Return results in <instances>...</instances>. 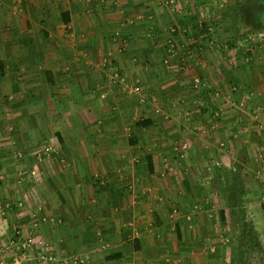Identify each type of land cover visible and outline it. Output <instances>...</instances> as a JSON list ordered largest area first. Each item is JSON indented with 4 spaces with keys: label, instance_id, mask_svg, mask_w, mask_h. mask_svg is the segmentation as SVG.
<instances>
[{
    "label": "crops",
    "instance_id": "crops-1",
    "mask_svg": "<svg viewBox=\"0 0 264 264\" xmlns=\"http://www.w3.org/2000/svg\"><path fill=\"white\" fill-rule=\"evenodd\" d=\"M169 1L0 0V264L39 208L61 224L34 231L85 264H225L203 246L226 206L252 207L264 233L262 74L226 69L233 51L220 48L217 75L248 111L212 117L188 84L215 78L195 56L205 24ZM220 165L231 171L218 185Z\"/></svg>",
    "mask_w": 264,
    "mask_h": 264
},
{
    "label": "rangeland",
    "instance_id": "rangeland-1",
    "mask_svg": "<svg viewBox=\"0 0 264 264\" xmlns=\"http://www.w3.org/2000/svg\"><path fill=\"white\" fill-rule=\"evenodd\" d=\"M240 1L243 2L244 0H185L179 2L174 0L164 4L166 7H169L167 10L172 9V11L175 10L174 8H181L182 11L188 10V12L193 9L196 13L199 12L198 15L201 16L202 23L205 24V27L201 25L205 31L203 34H200L202 36V43L200 45L202 50L200 49V51L203 55H200V51H196L197 55L195 56L200 69H208L213 73V77L215 76V78L211 81L207 78L208 76L205 77L206 79L198 75L191 76L188 79V84L191 87V91L202 92L201 101H203L202 98L204 97V102L207 105V109H209V114L215 119H223L228 114L234 115L237 111H248V102L242 97L243 94L240 88L235 84L232 85V82L231 84L230 82L225 83L221 76L217 75L215 69L219 68V63H217L214 56L217 58L220 55V48L221 50L226 49L228 52L233 51V56L230 54L229 61L226 62V69H230L231 71L234 70L233 67L236 66L235 63L240 64L241 62L243 64L244 62L245 64H251L258 67V72H261L264 81V26L259 27L255 25L259 24V22L261 23L264 19V12L260 8L251 6L249 9H245L243 13L240 11V8L237 7ZM176 5L179 7H176ZM204 15H206V17ZM198 24L199 22L196 23L197 28ZM177 27L178 26L174 24L167 27L168 32L170 28L176 29L174 35L175 44L177 38L176 34L177 36L180 34L177 33ZM185 31L182 29V34L185 35L187 33V31ZM169 37L170 35L168 33V38ZM206 47L211 51L213 58L209 55V59L206 56L203 57L206 53L203 52ZM177 53V45H175L174 54L171 56L167 54V56L173 58ZM182 57L186 61L187 56L184 54ZM183 67H185V65H183ZM208 70H206V72ZM262 86H264V82H262ZM248 92L251 96L253 93L255 94L252 90ZM262 93L264 94L263 90ZM201 101L200 104L202 103ZM261 101L264 103V97ZM225 107L226 109L229 108L232 112L228 113L226 110L225 113ZM213 109H215V111H213ZM259 110V108L250 109V117L254 118L257 115L259 117ZM257 118H254V120ZM219 171L222 177L219 176L215 181L218 185L226 181L225 175L227 174L223 172L231 170H228L226 166L220 165ZM219 178L221 180H219ZM250 205L251 204H249V206ZM241 206L248 207L247 205L239 204L234 206L233 209H231L230 206H226L216 210L217 222L214 226H211V230L214 232L211 239L213 237L214 239L203 246V249L206 248L208 252L217 251L220 253L222 256L221 258L227 261L225 264H229L228 262L231 259L230 256L232 257L230 261L233 260L231 264H264V238L260 237V234L264 233L257 232V228H260V225L256 223L255 219H252L255 215L252 207H250V209L247 208V211L245 208H241ZM194 211H197V209H194ZM221 212H223L222 218ZM230 213L234 217H237L238 221L231 219ZM244 217L247 218V221L242 220L241 222L240 219H244ZM33 218L34 221H31L24 235L22 230L19 231V229H13L11 231V234L14 233L15 240L19 238L18 236H21V238H32V241L27 243L30 245V255L32 254L31 251L36 248L38 251H45L46 254L54 257L55 261L46 264H62L63 262L73 264L72 261L78 259H81L82 264H85V257L65 255L64 252L61 253L63 250L58 247H55V250H53L50 246L54 247V243H51L50 239L46 236L44 237L41 230L39 231V235L37 234V229L40 227L39 223H41L42 226L46 225L43 226V230L45 228V230H49L55 221L58 222V225L61 224V220L43 213L40 208L36 210L35 216L33 214ZM41 219H45V221ZM34 228H36L37 232L34 231ZM17 231L18 234L16 233ZM20 242H23V239ZM216 262L219 264L218 260H216ZM222 264H224V261Z\"/></svg>",
    "mask_w": 264,
    "mask_h": 264
},
{
    "label": "built area",
    "instance_id": "built-area-1",
    "mask_svg": "<svg viewBox=\"0 0 264 264\" xmlns=\"http://www.w3.org/2000/svg\"><path fill=\"white\" fill-rule=\"evenodd\" d=\"M169 35L170 37L166 41V45L168 46V54L173 55L174 50H175V41H174V35L176 33L175 28H170L169 29ZM111 81L113 83H125L124 78L117 72V71H112L111 72ZM129 93H135L138 94L140 93V88L138 86L131 87L128 89ZM5 209L9 208L8 204H5L3 207ZM23 242H20L22 241ZM32 241V238H21L19 237L17 240L15 239H10L7 241V244L5 245V251L9 252V262L8 264H45L49 262H53L54 257L52 255L46 254L45 251H38L36 248L33 246V250L31 251V255L29 254V244ZM73 264H82V260H74L72 261ZM62 264H67L66 262H63ZM70 264V263H68Z\"/></svg>",
    "mask_w": 264,
    "mask_h": 264
},
{
    "label": "trees",
    "instance_id": "trees-1",
    "mask_svg": "<svg viewBox=\"0 0 264 264\" xmlns=\"http://www.w3.org/2000/svg\"><path fill=\"white\" fill-rule=\"evenodd\" d=\"M251 6H254L256 8H260L264 12V0H244L243 2L240 1V3L238 4L237 7H239L240 8V11L244 13V10L245 9H249V7H251ZM255 25L256 26H259V27L264 26V19L261 21V23L259 22V24H255ZM203 33H201V34H203ZM53 198L54 197L48 198V202H50V204H51V199H53ZM222 213L223 212H221V218L223 217Z\"/></svg>",
    "mask_w": 264,
    "mask_h": 264
}]
</instances>
